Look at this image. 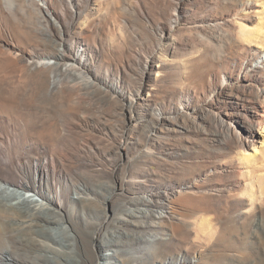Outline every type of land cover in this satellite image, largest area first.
<instances>
[{
	"label": "rangeland",
	"instance_id": "obj_1",
	"mask_svg": "<svg viewBox=\"0 0 264 264\" xmlns=\"http://www.w3.org/2000/svg\"><path fill=\"white\" fill-rule=\"evenodd\" d=\"M128 160L159 201L135 225ZM4 179L40 181L99 264H264V0H0Z\"/></svg>",
	"mask_w": 264,
	"mask_h": 264
},
{
	"label": "bare ground",
	"instance_id": "obj_2",
	"mask_svg": "<svg viewBox=\"0 0 264 264\" xmlns=\"http://www.w3.org/2000/svg\"><path fill=\"white\" fill-rule=\"evenodd\" d=\"M252 13L254 12L252 11ZM256 29L257 28H255V24L253 23L247 25V30L249 31H255ZM26 62L32 66V68L40 72L53 68V66L50 64L51 62L47 58L42 57V55H32L27 59ZM62 67L65 68V71H73L72 67L74 66L73 64L66 62L64 65H62ZM53 78L54 80L52 84H55V82L58 81V77ZM234 137L236 138L237 143L240 144V148L243 149L244 144L242 142V138L240 139L236 134ZM148 152L149 151H146L145 153ZM128 163L131 170L127 174L128 176H125L122 180L121 192L124 195L125 202L129 204V213L131 216L125 218L121 217L122 219L119 220L123 223L127 222L128 224L135 225L131 222L130 217L133 220L135 218H147L149 220H153L155 215L152 214L151 208L158 207L155 206V204H159V201H155V203L152 200L149 201V199L140 200L130 196L132 194H143V196H141L145 197L144 194H147L144 184L146 176L144 175L145 173L142 174L141 171L138 173L133 172L132 168L135 164L138 165L137 161L128 160ZM46 168L47 167L45 165L37 163L34 166L33 172L36 177H43L42 175H44ZM35 182L36 183L26 182L25 180H17L15 182L7 179L0 180V193L6 196L5 202L8 206H10V210L0 215V264H65L64 260L70 261V264L71 262L72 264H99L97 263L99 258H95L96 256L93 257V259H90L92 260V263L90 262V260L86 257L85 247L82 241H80L78 236L76 237L75 233L71 234L66 230L65 223L67 220L65 221L64 218L50 220V216H44L43 213L50 209L49 204L45 202L46 199L42 194V186L39 183L40 181L38 183L37 181ZM58 187L59 186L55 188L54 194L50 195L49 199L55 202L58 207L62 208L61 190ZM155 191L160 194L159 189H156ZM156 195L157 194H151V196ZM164 205L165 204L161 205L164 207V209H167V211L172 209L173 211L174 208L171 207V205ZM136 222L145 228L151 226L152 224L150 222H143L139 220H135L134 223ZM155 223L158 224L157 222ZM46 227L47 230L45 229ZM106 228V222H102L99 225L92 237L93 243L98 241ZM45 230L50 231L51 233H46ZM118 231H116L117 233H113L112 231L110 232L109 235L112 240L123 236L121 235L122 233H119ZM53 232H57L56 235H59L61 239L59 237V239H54ZM65 248H67L69 252L66 251L67 249L65 250ZM49 254H55L54 258H51ZM95 259H97L96 262ZM117 264H127L126 259L119 260Z\"/></svg>",
	"mask_w": 264,
	"mask_h": 264
}]
</instances>
